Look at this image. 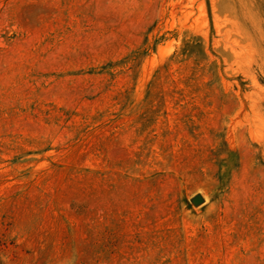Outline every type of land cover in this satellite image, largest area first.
<instances>
[{
    "label": "rangeland",
    "instance_id": "1",
    "mask_svg": "<svg viewBox=\"0 0 264 264\" xmlns=\"http://www.w3.org/2000/svg\"><path fill=\"white\" fill-rule=\"evenodd\" d=\"M0 264H264V0H0Z\"/></svg>",
    "mask_w": 264,
    "mask_h": 264
},
{
    "label": "water",
    "instance_id": "2",
    "mask_svg": "<svg viewBox=\"0 0 264 264\" xmlns=\"http://www.w3.org/2000/svg\"><path fill=\"white\" fill-rule=\"evenodd\" d=\"M203 200V197L201 196V195H198V196H196L195 198H194V202L195 203H199V202H201Z\"/></svg>",
    "mask_w": 264,
    "mask_h": 264
}]
</instances>
